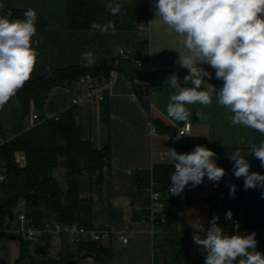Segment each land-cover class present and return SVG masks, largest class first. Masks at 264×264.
<instances>
[{
  "label": "crops",
  "instance_id": "1",
  "mask_svg": "<svg viewBox=\"0 0 264 264\" xmlns=\"http://www.w3.org/2000/svg\"><path fill=\"white\" fill-rule=\"evenodd\" d=\"M0 4H3L6 12H10L13 8L26 10L31 8L36 13V35L33 37L32 46L39 55L31 74L32 79L36 80L56 69L79 63L82 61V53L86 51L91 50L94 55H100L104 51L117 53L120 49L127 54L125 58H130V62L124 64V69L128 72L136 70L140 76L133 81L124 71L115 70L112 73L113 82L109 90V127L102 121L101 103L89 98L90 80H85L78 86L73 84L55 88L46 101L42 113L46 118H53L73 106V98L75 93H78L82 98L77 109L83 139L90 140L95 147L101 148L109 138L112 148V169L105 171V181L100 189L89 178L83 177L80 196L93 200L94 226L109 228L112 231L100 242L110 247L113 252L115 240L123 245L120 252L122 262H114L116 257L114 252L113 264H130L128 258L131 257L132 250L139 251L141 241L149 236L152 238L148 225L133 222L135 209L138 210L142 205V197L134 193V172L151 169L161 163H172L164 155L166 149L171 148L169 135L151 134V124L158 119L176 131L184 126V122H177L168 117L166 111L169 97L175 92V89L167 83L168 78L176 74L181 85L184 86V77L189 74L187 69L176 63L179 52L185 51L178 42L180 37L159 19L155 20L153 0H149L147 26L138 30H116L115 34L111 31L102 33L70 29L68 0H0ZM200 67L212 73L211 79L205 77L207 83L217 88L222 86L223 82L215 78L214 69L207 64H202ZM186 86L192 85L189 83ZM187 107L192 112V116L189 133L184 137L206 138L211 150L215 147L239 148L249 161L250 167L264 168L261 167L260 161L252 156L250 147L264 140V135L244 126H230L229 118L232 113L219 106L215 96L210 105L195 104ZM1 110L8 119L10 138L18 136L36 123L32 120V116L36 113L34 105H31L29 118L25 119L17 94ZM197 112L203 113L202 119L196 115ZM3 142L4 137L0 130V145ZM24 160V154L18 153V161L22 165ZM0 174H4L1 162ZM237 183H241L240 178H237ZM213 186L214 182L205 177L202 184L191 189L189 186L181 197L186 204L184 209L186 222L193 235L204 233L210 225L207 198ZM127 228L129 231L125 233ZM120 232H124L128 237L127 243L119 239ZM50 239L62 242L60 252L65 242L63 236ZM39 241L42 240L36 242ZM20 252L23 253L22 242L19 246L18 240H14L8 232L2 233L0 264H8L5 262L6 257L11 259V264H17ZM46 255L49 256L47 253ZM134 255L133 253V257ZM85 261L95 260L89 257ZM132 262L135 263V260L132 259ZM145 262L165 264L164 257L155 247L151 260L149 263L147 260ZM21 264H28V261L24 260Z\"/></svg>",
  "mask_w": 264,
  "mask_h": 264
},
{
  "label": "trees",
  "instance_id": "2",
  "mask_svg": "<svg viewBox=\"0 0 264 264\" xmlns=\"http://www.w3.org/2000/svg\"><path fill=\"white\" fill-rule=\"evenodd\" d=\"M108 3L121 5V14L111 15L106 11ZM26 9L13 8L10 18L23 19ZM69 27L72 30H91L93 22L104 24L111 20L116 30H138L149 23V0H68ZM96 62L91 67L84 66L83 61L65 68L56 69L36 80H30L17 95L22 114L29 118L31 105L39 120L34 126L25 129L16 137H9V125L6 115L0 108V130L4 142L0 145V162L3 164L5 179L0 182V227L5 228L7 219L20 208L24 202V212L29 223L42 228L46 220L52 219L63 225L77 224L85 228L94 227V204L91 198L80 196L81 179L89 178L100 189L105 181V171L112 169V148L109 138L101 148L95 147L90 140H84L78 121L77 105L60 113V118H46L42 115L46 101L57 87L80 85L82 77L89 75L95 86H102L112 78V73L124 71L135 81L140 77L137 71H127L124 64L130 62L111 51L95 55ZM131 65V63H129ZM132 66V65H131ZM136 69V68H135ZM76 86V87H77ZM137 86V85H136ZM139 89V86H137ZM102 121L110 125L109 90L105 91V100L101 102ZM154 125L158 133L168 134L170 147L178 153H188L197 145L209 148L203 137H184L176 139L179 131L156 119ZM237 148L215 147L217 165L226 170V175L213 186L207 198L210 208V220L219 216L217 224L226 234L247 235L256 233V251L264 253V198L260 192L264 189L244 188V179L237 183L232 171L234 162L229 155ZM18 153L25 156L24 164L18 161ZM58 171V175L56 172ZM174 171L173 163H161L151 169L134 172V193L142 197V205L133 213V222H141L149 215L150 197L147 188L153 182L154 190L162 195L166 209L158 214L155 223L153 245L159 249L165 264H204L205 254L191 252L193 231L188 227L184 209L180 206L181 197L168 193L170 176ZM250 171L264 175V168H252ZM229 184L236 185L235 198L229 196ZM228 210L232 219H225ZM239 225H235V220ZM4 233V232H3ZM2 235V234H1ZM51 238L42 236L40 240ZM64 246L57 257L43 256L42 264H81L86 258H93L99 264H113L114 252L100 241L84 239L72 243L63 236ZM21 240V239H20ZM23 253L17 264L31 260L27 248L33 243L21 240Z\"/></svg>",
  "mask_w": 264,
  "mask_h": 264
},
{
  "label": "clouds",
  "instance_id": "3",
  "mask_svg": "<svg viewBox=\"0 0 264 264\" xmlns=\"http://www.w3.org/2000/svg\"><path fill=\"white\" fill-rule=\"evenodd\" d=\"M155 20L159 19L174 31L185 50L179 52L177 65L188 70L184 86L176 74L167 83L175 92L166 106L168 117L190 127L192 112L187 105L212 104L213 96L219 106L230 111V126H244L264 135V0H153ZM106 11L121 14L119 3H108ZM11 13L0 4V108H3L30 80L38 60V51L32 46L36 35V13L31 8L23 19L10 18ZM153 20V21H155ZM152 21V22H153ZM150 22V23H152ZM91 30L115 34L113 21L93 22ZM84 66L91 67L96 58L93 51L82 53ZM209 65L215 78L221 80L217 88L205 77L212 73L200 67ZM192 86H186L188 84ZM196 115L202 119L203 113ZM178 135L176 139H180ZM252 156L264 167V140L250 145ZM164 155L173 163L168 193L180 196L186 187L195 188L207 177L218 187L226 170L217 165L216 153L197 145L189 153L166 149ZM237 148L229 159L234 162L236 178L244 179V188L264 189V175L250 171V163ZM230 198H235L236 185H228ZM264 198V191L260 192ZM228 210L225 219H232ZM214 215L203 238L193 236L195 245L202 246L204 264H264V253L256 251V233L226 234Z\"/></svg>",
  "mask_w": 264,
  "mask_h": 264
},
{
  "label": "built area",
  "instance_id": "4",
  "mask_svg": "<svg viewBox=\"0 0 264 264\" xmlns=\"http://www.w3.org/2000/svg\"><path fill=\"white\" fill-rule=\"evenodd\" d=\"M117 54L120 56H124V57L127 56V54L125 53L123 49H120L117 52ZM85 80H90L91 82L89 98L93 100H97L99 103L103 102L105 100V91L110 90L111 84L113 82V78H111L110 81H108L106 84L102 86H95L89 75L82 77L80 83ZM81 102H82V98L79 96L78 93H75V96L73 98V104L78 105ZM53 118L58 120L60 118V114H56ZM32 120L34 122H37L39 120V116L37 113H35L32 116ZM189 130H190V127L186 128L183 126L182 128H180L179 134L184 136L189 133ZM150 132L151 134L158 133L154 124H151ZM4 179H5V175L0 174V182L3 181ZM147 192L149 193V197H150L149 215L147 217H144L141 223L149 226L150 235L153 237V235L155 234L156 219L158 217V214L160 212H163L166 209V203L162 200V195L156 190H154L153 182L147 188ZM24 205L25 204L22 201L20 203V208H24ZM180 206L183 209H185L186 207V204L183 202L182 199L180 201ZM18 220H19L20 225L18 228L13 230L12 229V219L10 218L7 219L6 227L5 228L0 227V236L3 232H13L15 233L14 235L18 239L29 240L33 242L39 240L42 236H45V235L50 236L51 238H57V239L61 238L62 236H67L70 242L78 243L84 239H92L95 241H101L104 237L109 236L112 233V231L109 228H100V227L94 226L93 228L88 229L83 226H79L77 224L63 225V224L54 222L52 219L46 220L44 223V226L42 228H38L29 223V220L25 212L18 215ZM235 225L236 226L239 225L238 219L235 220ZM128 231L129 229L127 228L125 233ZM119 239L124 243H127L129 241L128 237L124 235V232H120Z\"/></svg>",
  "mask_w": 264,
  "mask_h": 264
},
{
  "label": "rangeland",
  "instance_id": "5",
  "mask_svg": "<svg viewBox=\"0 0 264 264\" xmlns=\"http://www.w3.org/2000/svg\"><path fill=\"white\" fill-rule=\"evenodd\" d=\"M56 175H58V171L56 172ZM24 209L19 208L17 211H15L12 215V229H16L19 227L20 223L18 220V215L23 213ZM10 236L14 240H18L19 246L21 245V240L18 239L13 233V232H8ZM204 233L198 234L199 237L203 238ZM40 240V239H39ZM38 241V240H37ZM35 243H32L28 248H27V255L29 256V259L31 260V264H42L43 256L44 254H49L50 257H57L59 254V249L61 247V241L56 242L53 239H45L39 242L34 241ZM192 247H191V252L193 254H203L201 251L202 246H197L195 245L194 241H192ZM114 252L116 254L114 262H122V257L120 256V252L122 251L123 245L119 241L114 242L113 244ZM154 251V245H153V240L152 238L146 237L144 238L141 243H140V248L139 251L132 250L131 257L129 256L128 260L130 261V264H146V260L149 263V260H151V256L153 255ZM201 252V253H200ZM133 253L135 254L133 257ZM205 254V253H204ZM19 258H21L22 254L20 252ZM18 258V259H19ZM132 259L135 260V263L132 262ZM9 260V261H8ZM5 262H8V264H11V259L6 257ZM81 264H99L97 261H92V262H87L82 260ZM122 264V263H121Z\"/></svg>",
  "mask_w": 264,
  "mask_h": 264
}]
</instances>
